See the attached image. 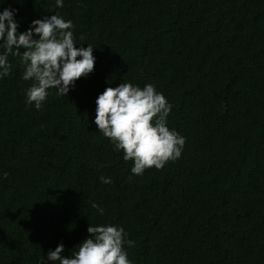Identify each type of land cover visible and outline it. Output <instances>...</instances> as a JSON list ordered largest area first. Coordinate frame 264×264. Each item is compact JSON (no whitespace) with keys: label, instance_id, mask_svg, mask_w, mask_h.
<instances>
[{"label":"trees","instance_id":"16d2710c","mask_svg":"<svg viewBox=\"0 0 264 264\" xmlns=\"http://www.w3.org/2000/svg\"><path fill=\"white\" fill-rule=\"evenodd\" d=\"M4 8L16 10L18 32L55 13L71 20L75 47L92 45L95 63L36 110L20 58L8 57L0 264H39L59 243L69 257L90 224L123 227L132 264H264V0H64L59 9L0 0ZM122 82L152 84L171 103L180 158L132 175L133 162L97 131V96Z\"/></svg>","mask_w":264,"mask_h":264},{"label":"clouds","instance_id":"9594fccd","mask_svg":"<svg viewBox=\"0 0 264 264\" xmlns=\"http://www.w3.org/2000/svg\"><path fill=\"white\" fill-rule=\"evenodd\" d=\"M63 6L64 0H55L57 9ZM15 16L12 8L0 11V80L9 75V55L19 57L24 68L22 79L32 81L25 91L26 106L40 110L48 90L66 97L78 79L93 72L94 47H75L73 23L58 13L33 20L24 32H18ZM95 104L97 131L109 139L114 151L123 152L124 161L133 162L132 175H142L153 167L159 170L181 157L185 138L168 127L172 105L154 85L141 88L122 82L105 88ZM100 182L110 184L112 180L101 176ZM92 207L104 214L99 205L93 203ZM87 232L89 236L69 257L63 255L64 245L59 243L39 264H132L124 245L133 247L135 242L126 238L123 227L90 224Z\"/></svg>","mask_w":264,"mask_h":264}]
</instances>
